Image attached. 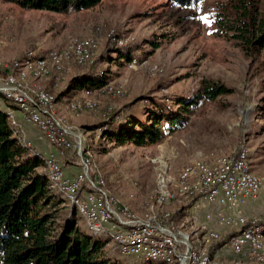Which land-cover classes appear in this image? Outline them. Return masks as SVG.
I'll return each instance as SVG.
<instances>
[{"label":"rangeland","instance_id":"obj_1","mask_svg":"<svg viewBox=\"0 0 264 264\" xmlns=\"http://www.w3.org/2000/svg\"><path fill=\"white\" fill-rule=\"evenodd\" d=\"M246 1L258 5L264 12V0ZM237 4L236 0H202L192 7H183L171 0H103L89 11L64 15L26 10L0 0V62L20 63L30 54L44 57L49 51L63 49L77 40L94 42L93 59L87 64H79L73 56L71 64H64L65 71L51 70L49 76L36 81L29 79L32 85L54 96L53 116L82 146L81 156H85L87 170L92 171V179H96L95 186L99 188L91 184L94 194H99L100 190L114 210L121 212L123 207H129L139 219L152 213L160 219L164 211L168 212L170 223L178 225L175 224L177 231L187 235L197 246L204 244L208 248L210 244L197 242L205 233L196 227L192 211L187 207V196L171 187L176 200L168 205L153 203L150 197L160 188L162 170L166 168L167 176L177 180L182 169L191 163H212L241 149H247L251 159L264 158V50L247 53L241 43L233 39V34L217 29V18L227 17ZM201 17H206L210 23H205ZM119 46H126L124 51L129 53L130 61L125 59L118 63L119 56L114 51ZM85 72L106 77L103 85L121 87L124 96L99 93L97 88L79 91L74 99L68 92L59 99V94L69 89L73 78ZM204 81L225 86L230 93L198 105L189 115L187 125L159 145L118 146L103 137L104 131L99 133L104 127H100L101 124L109 118L119 123L131 118L145 120L156 111L172 109L178 99L192 98ZM49 85L55 89L58 99L47 90ZM82 102L84 110H72V104ZM5 103L0 96V106ZM40 132L47 148L44 151H57L58 154L53 155L65 172L67 165L77 169L75 175L68 177H82L81 158L75 151L70 152V144L58 150ZM21 134V139L29 142L25 134ZM29 143L41 157L50 155ZM257 177L264 179V176ZM90 192L84 188L81 194L86 197ZM59 197L63 203L58 208V220L70 219L74 213L80 229L94 235L77 209L63 195L64 199ZM135 201L141 213L133 209ZM174 215H178L176 220ZM221 236L222 242L211 248L212 264L256 263L244 255L241 256L245 260L239 261L233 252L237 260H232L231 254L217 257V250L228 246L232 235ZM107 240L105 253L119 264H147L121 256L114 242Z\"/></svg>","mask_w":264,"mask_h":264},{"label":"trees","instance_id":"obj_2","mask_svg":"<svg viewBox=\"0 0 264 264\" xmlns=\"http://www.w3.org/2000/svg\"><path fill=\"white\" fill-rule=\"evenodd\" d=\"M1 1L26 10L68 15L89 11L103 0ZM171 1L192 7L202 0ZM236 2L233 12L217 18L218 31L233 34V39L238 40L247 53L264 50V12L246 0ZM125 49L126 46L115 49L118 63L131 60ZM106 80V77L85 72L73 78L69 89L59 94V99L68 92L71 95L74 91L97 89ZM47 90L58 99L52 85ZM229 93L225 86L204 81L192 98L178 99L172 109L156 111L145 120L131 118L119 123L109 118L100 126H104L102 135L118 146L128 143L140 148L159 145L187 125L189 115L198 105ZM3 98L10 108L18 109ZM87 129L94 132V129ZM19 135L12 129L8 113L0 109V264H119L105 253V242L109 238L83 232L76 214L72 213L70 219L62 222L58 220V208L63 203L59 195L63 194L50 182L41 154L34 148L23 147ZM68 145L69 142L60 149ZM83 187L92 191L90 194L94 193L89 182L84 183L82 192ZM176 216L173 219L176 220Z\"/></svg>","mask_w":264,"mask_h":264},{"label":"bare ground","instance_id":"obj_3","mask_svg":"<svg viewBox=\"0 0 264 264\" xmlns=\"http://www.w3.org/2000/svg\"><path fill=\"white\" fill-rule=\"evenodd\" d=\"M93 44V40H82L80 42L77 40L71 43L69 46L67 45L63 49L53 50L51 52L49 51V53H46V56L44 57H34L30 54L27 60H24L20 63L15 62L13 64H6L0 62V72H8L9 70V77L7 74H0V82H8V85H12L16 92L22 93L26 100L20 101L19 99H17V97L11 95V89H4L0 87V94H2L7 99V101L9 100V102H12L13 105H15L19 109V111L24 115L26 120L34 124L39 129V132L41 131L42 134H44L48 142L56 146L58 150L67 145V142L61 140V138L58 137L57 132H51L49 130L43 129L41 120L43 119L44 112L45 116L49 117L53 124L57 125L58 129H60L61 131H68L66 130L64 125H61L60 122L56 119V117L53 116V107L56 104V100H54V96H52L50 93L32 85L33 83L31 84L29 79L32 78L34 79V81H36L40 79V77L49 76L52 73L51 70H55L57 71V73H61L63 72V70L65 71L66 69L64 68L66 66L64 67V64L70 63L73 56L79 64H87L93 59ZM120 45H122V42ZM76 60L73 61L76 62ZM107 92L112 96H124V92L119 86L106 84L101 86V88L99 87V93L105 94ZM78 100L79 99H77V101ZM83 105V102L72 104V110H82ZM12 129L14 130L16 135L20 134L19 136L23 147H32L29 142H25L21 139L22 134L20 130L17 129L16 123L12 124ZM102 132L103 130L100 129L99 133ZM68 133L70 134V131H68ZM240 152L241 151L230 156L219 157L212 163H208V161H196L194 163H191L182 169L179 178L177 177V180L167 176V168L165 170H162L163 178L162 180L160 179V188L153 194V196L150 197V200L153 201V203L157 202L162 205H168L171 201L176 200L174 192L171 191L169 188L176 187L175 189L177 193L180 192L188 197L189 202L187 201V204L189 205L187 207L189 211H192V214H194L193 205L197 204V198H199V194L204 193V191L210 189V182H220L227 180V173L230 171V166L235 165V162L240 157ZM242 156H244L245 159V167L248 170V177L252 180L264 181V179H261L252 173L247 149L242 150ZM41 158L44 164V171L48 175V178L50 182L54 185V187L60 193H62L63 196L68 200V202H70L77 209V212L81 214V217L87 223V225L94 232L95 235L105 236L107 238H110L114 242V244L116 245V249L121 256H124L126 258H132L136 262L140 261L147 264L156 261H161L165 264H185V257H183L182 254L183 243L184 247L186 248V252H188L189 264H196L199 257L201 259L206 260L207 264H212L211 246H209V248L207 246H204V244L197 246L195 243L192 242V240L190 241L187 235L182 234L181 232H179V230L177 231L176 223H173L174 225L170 223V213H165V211L162 213V215L164 216H160V219L157 218L159 216L155 217L156 215L153 213L149 216L147 215V217L144 216L143 219H139L135 214L132 213L129 207H123V209H121V212H117L115 210L117 213L120 214H129L131 216V220H133V223H128L122 219H118L117 215L112 212L110 207H99V216L103 218V220H105L106 225H97V227L93 226L92 223L89 222V217H93V209L90 208V205H87L86 200H74V198L71 197V184L65 183L64 179H62V177L57 174V171H59V167L63 169L62 165H60L59 161H57L58 158L56 159L54 155L44 156ZM86 168H88V164H86ZM84 175H86V171H84ZM84 175L80 178L74 179L76 191L82 192V186L86 182L84 180L86 176ZM92 186L96 189H99L93 184ZM102 195L106 197L103 192ZM86 197L91 198L92 204H100V195L98 193H93L90 196ZM108 204L111 206L109 202ZM148 205L149 202H147V206ZM167 208H169V206ZM167 208H165V210H167ZM186 220L187 219H185V221ZM150 221L155 223H163V226H166V231H161V233H159V229L148 230V225ZM202 230L204 231L205 235H203L202 238H197V242L199 244L203 241L205 243H210L211 245H215L216 243L222 242L223 239L219 232H217L216 234L207 235L206 229L204 228ZM119 234H125V236L128 237L138 236V239L124 240L123 238L119 237ZM174 235L177 238L181 239L182 243L176 242V239H174ZM239 238H246V229H239ZM263 239L264 223L259 222V225H251V230H249V247L256 248L264 255ZM229 245H236V234H233L230 237ZM147 249L152 252L160 251L166 256L153 257V255H145V257H143L142 259L137 260L136 257H133V255L124 254L134 253L139 250ZM234 253L236 255L249 256L246 255L244 252ZM251 259L256 262L255 264H264V259L262 257L250 256V260Z\"/></svg>","mask_w":264,"mask_h":264},{"label":"built area","instance_id":"obj_4","mask_svg":"<svg viewBox=\"0 0 264 264\" xmlns=\"http://www.w3.org/2000/svg\"><path fill=\"white\" fill-rule=\"evenodd\" d=\"M0 74H7L9 77V70L8 72H0ZM0 87L11 89V95L17 97L20 101L26 100L23 94L16 92L12 85H8V82H0ZM41 120L43 129L57 132L58 137H60L61 140L69 142L70 152L75 151L81 158L82 171H86V178H84V180L88 181L90 184L96 185V179H92V171H88L86 168L85 156H81L82 146L78 144L75 137L72 136V134H69L68 131H61L58 129L57 125H54L51 119L45 116L44 112L43 119ZM18 124L23 126L25 137H28L25 124L19 119ZM53 153L54 152L48 154L53 156ZM57 174L64 179L65 183L71 184V197H73L74 200H86L87 205H90V208L93 209V217H89V222L92 223L93 226L97 227V225H106L105 220L99 216V207H110L112 212L117 215L118 219L133 223L129 214L117 213L112 206L108 204L107 197L103 196L100 190V204H92L91 198H87L81 194V191L75 190L74 179L68 177V172H65L64 169L59 167ZM261 196L264 197V181L252 180L248 177V170L245 167V159L244 156H242L241 149L240 157L235 162V165L230 166V171L227 173V180L210 182V189L199 194L197 204L193 205V211L195 214H198V220H200L201 226L206 229L207 235L216 234L218 232L219 229H217L215 224H219L223 228H226L227 233L236 232V245L227 248L231 252H244L251 257H262L264 259L262 252L258 251L256 248L249 247V230H251V225H259L260 221H264V214L253 217L239 214V211L245 208L251 200H256ZM202 211H204L203 220L199 216V212ZM150 229H159V233H161V231H166V226H163V223L150 221L148 230ZM239 229H246V238H239ZM119 237L124 240L138 239V236L128 237L125 236V234H119ZM174 239H176V242L182 243V240L175 235ZM210 246L213 248L214 245L210 244ZM124 254L133 255L137 260L142 259L145 255H153V257L166 256L160 251L152 252L149 249ZM182 254L183 257H185V264H189L188 252H186L183 243ZM196 264H207V261L199 257Z\"/></svg>","mask_w":264,"mask_h":264},{"label":"crops","instance_id":"obj_5","mask_svg":"<svg viewBox=\"0 0 264 264\" xmlns=\"http://www.w3.org/2000/svg\"><path fill=\"white\" fill-rule=\"evenodd\" d=\"M78 93L79 91H74L71 93V97L74 99L76 97H78ZM3 106H0V109L3 110V111H6L9 115L10 120H11V124H14L16 123L17 124V129L20 130V132L22 131L23 134H25V131L23 130V126L22 125H19L18 124V119L22 121V123L25 124V129H26V132H27V136L28 137H24L26 138L27 141L33 143L34 147L39 149L40 152H43V153H49V152H55L56 154H58L57 151H54V150H49V151H44L46 150L47 148L45 147V144L43 143L42 141V136L39 134V131L33 127V125H30L28 124L26 118L24 117V115L20 112H17L16 110H10L11 108L9 107V105H7V103L5 104H2ZM21 132V133H22ZM43 156H48V155H43ZM248 157H249V161H250V164H251V168H252V173L255 175V176H264V158L261 157L257 160H254V159H251L250 155L248 154ZM68 169H67V172H68V175H75V173H77V169L73 168L72 166H69L67 165L66 166ZM133 204V209L136 210L137 212L141 213V209L136 206V201L135 202H132ZM239 214H244L248 217H253V216H260L262 214H264V197H260L256 200H251L245 208H243L242 210L239 211ZM199 216L200 218L203 220L204 219V211L202 212H199ZM193 217L195 219V224H196V227L200 230L204 229V227L201 226L200 224V220H198V214H193ZM218 232H220L223 236H231L233 234H236V232H229L227 233L226 231V228H223L221 225L219 224H215ZM201 227V228H200ZM226 247H228L227 245H225L224 247H221L219 250H217L216 252V256H223V255H227L229 256L230 254V257L232 260H237L239 258V261L240 259L242 260H245V258L241 255H237V257H234V255L232 254V252L227 249ZM234 253V252H233ZM231 260V261H232Z\"/></svg>","mask_w":264,"mask_h":264},{"label":"snow or ice","instance_id":"obj_6","mask_svg":"<svg viewBox=\"0 0 264 264\" xmlns=\"http://www.w3.org/2000/svg\"><path fill=\"white\" fill-rule=\"evenodd\" d=\"M201 19L205 22V23H210L206 17H201Z\"/></svg>","mask_w":264,"mask_h":264}]
</instances>
